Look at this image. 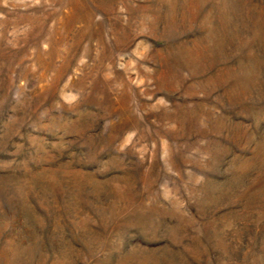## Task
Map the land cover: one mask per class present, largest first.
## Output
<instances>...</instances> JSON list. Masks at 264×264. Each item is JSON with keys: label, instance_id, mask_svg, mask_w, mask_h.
<instances>
[{"label": "rangeland", "instance_id": "rangeland-1", "mask_svg": "<svg viewBox=\"0 0 264 264\" xmlns=\"http://www.w3.org/2000/svg\"><path fill=\"white\" fill-rule=\"evenodd\" d=\"M0 264H264V0H0Z\"/></svg>", "mask_w": 264, "mask_h": 264}]
</instances>
